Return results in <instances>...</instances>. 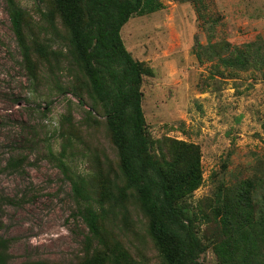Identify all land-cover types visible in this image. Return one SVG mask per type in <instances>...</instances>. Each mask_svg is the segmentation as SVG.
<instances>
[{
    "label": "trees",
    "instance_id": "16d2710c",
    "mask_svg": "<svg viewBox=\"0 0 264 264\" xmlns=\"http://www.w3.org/2000/svg\"><path fill=\"white\" fill-rule=\"evenodd\" d=\"M33 1L27 10L20 0H4L5 10L30 86L49 85L65 98L53 131L58 152L49 150L48 159L70 185L72 216L86 233L66 263H13V241L0 237V264H206L201 258L208 251L215 264H264V179L220 180L212 198L192 207L188 199L203 184L200 147L153 138L147 128L143 88L153 71L133 58L120 32L133 16L160 11L161 1ZM178 1L192 5L206 35L205 45H195L198 62L210 63L214 76L224 79L264 78L259 33L213 41L221 22L209 12L213 0ZM71 97L82 108L80 119ZM78 157L87 174L69 166ZM31 165L28 155L16 154L3 170L21 173ZM146 245L156 263L142 253Z\"/></svg>",
    "mask_w": 264,
    "mask_h": 264
},
{
    "label": "rangeland",
    "instance_id": "374dc122",
    "mask_svg": "<svg viewBox=\"0 0 264 264\" xmlns=\"http://www.w3.org/2000/svg\"><path fill=\"white\" fill-rule=\"evenodd\" d=\"M160 1V11L133 16L120 35L133 58L153 71V78L145 79L142 101L151 136L200 147L203 184L188 199L194 207L214 196L220 180L230 184L240 176L264 179V78L214 76L210 63H200L195 56L196 42L207 41L192 5ZM20 5L32 10L35 2L20 0ZM209 12L221 16L213 41H237L241 35L257 33L264 39V0H213ZM20 61L0 0V237L13 241L9 249L13 263L40 259L66 263L77 254L86 228L72 216L76 207L70 185L48 159L49 150L58 152L53 131L65 98L49 85L30 86ZM71 100L80 119L82 108ZM16 154L28 155L32 165L21 173L4 171L7 159ZM222 165L227 166L224 172ZM69 166L78 174L88 173L82 157ZM259 200L263 205V198ZM141 251L157 262L149 245ZM201 260L215 264L211 251Z\"/></svg>",
    "mask_w": 264,
    "mask_h": 264
}]
</instances>
